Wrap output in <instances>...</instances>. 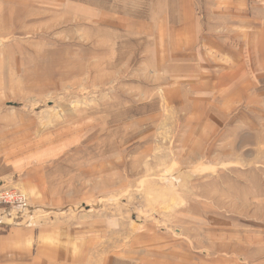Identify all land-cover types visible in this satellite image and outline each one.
<instances>
[{
    "label": "rangeland",
    "instance_id": "rangeland-1",
    "mask_svg": "<svg viewBox=\"0 0 264 264\" xmlns=\"http://www.w3.org/2000/svg\"><path fill=\"white\" fill-rule=\"evenodd\" d=\"M161 1L0 0V151L29 168L13 180L36 218L184 231L264 264V72L257 99L212 96L203 78L233 69L175 50L187 21L156 18L179 7Z\"/></svg>",
    "mask_w": 264,
    "mask_h": 264
},
{
    "label": "crops",
    "instance_id": "crops-1",
    "mask_svg": "<svg viewBox=\"0 0 264 264\" xmlns=\"http://www.w3.org/2000/svg\"><path fill=\"white\" fill-rule=\"evenodd\" d=\"M161 3L179 7L169 11V15L167 8L162 9L156 18L187 21L185 28L177 25L172 30L175 50L186 51L189 46L201 44L204 51L213 53L214 67L221 68L222 61L225 67L233 69L227 78L221 75L212 81L203 78L207 85H212L210 94L220 95L221 90L244 91L257 99L259 71L264 72V0H162ZM223 106L225 103L219 101L218 115L222 114L220 109H225ZM15 141L10 140L16 146L9 150L17 147ZM7 153L0 151V181L23 190L29 202L28 182L23 177L13 180L14 172L22 174L29 168L17 164V152H9V156ZM33 208L27 203L20 208L0 209V264H235L230 252L212 251L210 239L185 238L192 234L184 231L179 236L170 231L157 232L146 225L130 230L127 225L117 230L119 238L115 241L113 227L107 228L105 221L55 223L36 218L31 214Z\"/></svg>",
    "mask_w": 264,
    "mask_h": 264
},
{
    "label": "built area",
    "instance_id": "built-area-1",
    "mask_svg": "<svg viewBox=\"0 0 264 264\" xmlns=\"http://www.w3.org/2000/svg\"><path fill=\"white\" fill-rule=\"evenodd\" d=\"M27 203L28 196L23 190L0 181V209L20 208Z\"/></svg>",
    "mask_w": 264,
    "mask_h": 264
}]
</instances>
